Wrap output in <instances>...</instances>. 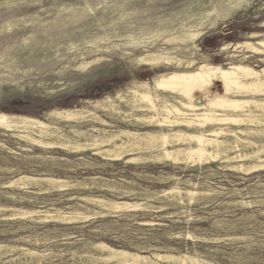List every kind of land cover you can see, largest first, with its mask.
<instances>
[{
  "label": "rangeland",
  "instance_id": "obj_1",
  "mask_svg": "<svg viewBox=\"0 0 264 264\" xmlns=\"http://www.w3.org/2000/svg\"><path fill=\"white\" fill-rule=\"evenodd\" d=\"M229 1L0 0V20L10 14L22 19L14 22L20 25L11 32L0 33V112L36 117L53 124L51 118L47 117L48 112L85 107L113 123V129L120 127L144 131L159 128V125L142 123L138 118L141 114L138 108L124 105L128 111L124 110L115 118L107 115L103 109L96 110L93 103L116 96L133 80L151 82L156 74L172 71V67L152 69L141 63H132L131 58L143 55L144 48L125 49L119 45L112 47L106 56L108 61L98 63L85 72H74L67 68L74 58L73 52L67 53V46L72 42L75 46L72 51L80 52L82 48H87L86 41L90 42L97 36H102L104 40L101 42L110 46L125 44L132 37L134 42H142L141 45L158 37L162 43L161 39L185 28V24L199 20L206 12L214 8L224 9ZM244 3L248 5L220 22L217 28L208 31L199 41L204 54L198 55L200 62L224 67L229 63H244L258 70L264 68V62L260 60L264 56L243 48L234 51V46L249 40L252 33L261 32L264 38V0H245ZM67 4L75 9L62 11L61 7ZM210 18L214 19L215 16L211 15ZM24 38L28 40L24 42ZM229 43L232 47L222 49ZM124 52L130 54L125 55ZM60 81L63 82L61 85ZM213 90L222 92L219 81H215ZM195 96L198 103L205 102L200 93L195 92ZM91 124L100 128L98 130L103 129L93 121L78 125L86 130L91 129ZM58 125L68 131L63 122ZM215 126L218 124H208L207 128ZM221 126L237 125L229 122ZM183 128L187 129L185 126ZM11 134L12 131L0 128V141L26 157L15 156L0 147V264H91L83 257L88 252V242H103L117 249L145 251L142 254L146 255L156 250L162 254L166 251L172 254L197 253L217 264H264V194L253 193L254 190L264 191V170L241 172L226 166L227 163L220 159L207 164L188 162V166L172 161L135 165L125 163L133 154H125L116 160L93 149L68 153L55 146L45 150L33 147L18 134ZM19 146L30 150L22 151ZM251 151V146L241 147L243 153ZM41 152L76 159L77 163L41 165L28 157ZM79 158L96 165H85ZM237 161L249 163L251 160L240 158L230 164L234 165ZM19 174L62 177L76 181L75 184L81 180L86 185L63 189L34 184L24 187L3 185V182ZM172 174L183 181L212 185L223 194L187 205V213H183L182 207L178 206L165 204V207L159 208L161 203L137 194L148 192L147 188L151 189L149 192L168 189L173 182L164 184L158 182L157 178ZM90 177L98 179L92 182ZM107 183L121 190H133L132 194L119 195V192H110L101 187ZM181 187L190 188L186 184ZM4 192L10 194L5 195ZM99 195L116 201L138 202L143 207L117 214H94L84 220L63 221L56 218L59 215L70 218L72 210L76 208H81L87 214L100 211L98 204L82 201L83 197ZM147 204L151 207L145 208ZM55 209H60L63 215L55 212ZM31 211H37V215L26 214ZM47 214L55 218L43 220ZM92 251L95 254L103 253L98 249Z\"/></svg>",
  "mask_w": 264,
  "mask_h": 264
},
{
  "label": "bare ground",
  "instance_id": "obj_2",
  "mask_svg": "<svg viewBox=\"0 0 264 264\" xmlns=\"http://www.w3.org/2000/svg\"><path fill=\"white\" fill-rule=\"evenodd\" d=\"M244 1L230 0L224 9L217 10L214 8L206 12L199 20L185 24V28L161 39L163 40L162 43L158 41V37L148 41L146 45H141L142 42L138 41L136 43L132 37L131 41H127L125 44L110 46L101 42L104 40L102 36H97L90 42L86 41L87 48H82L80 52L72 51L75 47L74 43H69L67 53L73 52L74 58L70 60V66H67V68L74 72H85L98 63L108 61L106 56L112 50V47L115 48L119 45H123L125 49L144 48L145 53L131 58L132 63H141L150 66L152 69H169L172 67V71L156 74L151 82L133 80L125 90L119 91L116 96H109L93 103L96 110L103 109L107 115L115 118H118L119 113L124 110L128 111V109H124V105L138 108L141 111L138 118L143 121L142 123L145 125H159V128L153 127L144 131L120 127L113 129V123L99 117L94 110L85 107L65 108L48 112L47 117L51 118L53 124L36 117L0 112V128L10 130L12 131L11 135L18 134L33 147L36 146L45 150L55 146L67 150L68 153L93 149L97 150L98 153L114 157L116 160H120L125 154H133L125 163L131 162L135 165L172 161L174 163H185L188 166V162L207 164L220 159L227 163L226 166H230L237 171L252 173L264 170V68L258 70L244 63H229L227 67H224L211 62H200L198 58V55H204L199 45V41L203 36L208 31L217 28L220 22L226 21V18L242 9L243 6H247L248 4H245ZM6 6L9 7L10 4ZM74 9L71 4L61 7L62 11ZM211 15H214L215 18H210ZM17 20L22 19L16 18L15 14L2 18L0 20V33L3 31L11 32L15 27H18L20 24L14 23ZM262 36L263 33L261 32L250 34L249 40L239 42L234 46V51L243 48L264 56V38ZM27 40V38H24V42ZM230 47H232L231 43L225 44L222 49ZM123 54L128 55L130 53L124 52ZM181 55H186L187 58H183ZM90 57L92 59L89 60ZM260 60L264 62V57ZM215 81L221 83L222 92L213 90ZM62 83V81L59 82L60 85ZM195 92L202 95L204 103L197 102ZM129 114H132V112ZM92 121L103 126V129L98 130L100 128L91 124V129L84 130L78 125ZM60 122L68 127V131L63 130V127L58 125ZM229 122L237 126H221ZM72 123H76V125ZM208 124H218V126L207 128ZM183 126L187 129H184ZM190 129H193V131ZM251 136H255L257 139ZM104 146L108 148H104ZM245 146H251L252 151L249 153L241 152V147ZM0 147L15 156H25L2 141H0ZM19 149L22 151L30 150V148L24 146H19ZM28 157L35 159L41 165L60 162L73 163V165L77 163L76 159L43 152L34 153ZM240 158H249L253 162L243 163L237 161L234 165L230 164L231 161ZM79 159L83 160L85 165L91 167L96 165V163L94 164L84 158ZM7 169L8 171L11 170V168ZM138 176H142V174ZM96 179L98 178L90 177L92 182H95ZM157 181L164 184L173 183L165 190L149 192L151 189L147 188L148 192L142 191L137 194L161 203L159 208L165 207V204L182 207L183 213L189 211L187 205L191 203L202 199L216 198L215 196L223 194L222 191L212 185H199L190 180L183 181L174 174L166 177L161 175L157 178ZM75 182L62 177L19 174L16 178L3 182V185L9 187H24L31 184L47 185L50 187L49 189L86 185L81 180L77 184ZM183 184L190 188L181 187ZM87 185L89 186V184ZM101 187L110 192H119V195L129 196L133 191L121 190L114 184L109 183ZM253 193L262 195L264 191L254 190ZM3 194L10 193L4 192ZM68 199L70 200V198ZM83 200L86 203L98 204L101 210L87 214L81 208H76L72 210L71 214L73 216L71 215L70 218H63L60 215L56 218L63 221L84 220L91 218L94 214H117L121 211L128 212L129 209H135L136 211V209L143 207L138 202L116 201L100 195L99 197L86 196L83 197ZM148 207L151 206L147 204L145 208ZM3 210L5 211V209ZM36 212L31 211L26 214ZM46 212L49 213V211ZM55 212L58 214L63 213L60 209H55ZM51 214L43 216V220L55 218L51 217ZM26 217L28 218V215ZM86 245L88 252L83 257L87 263L91 264H217L202 258L197 253L193 255L182 252L172 254L166 251L167 253L162 254L156 250L146 255L142 254L145 251L117 249L103 242H88ZM80 249L78 250L80 251ZM94 249H98L103 253L95 254L92 251Z\"/></svg>",
  "mask_w": 264,
  "mask_h": 264
}]
</instances>
